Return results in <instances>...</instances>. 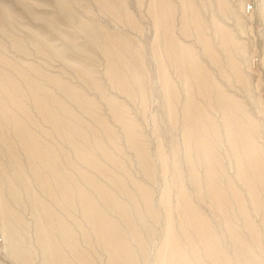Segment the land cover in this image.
<instances>
[{"label":"rangeland","instance_id":"obj_1","mask_svg":"<svg viewBox=\"0 0 264 264\" xmlns=\"http://www.w3.org/2000/svg\"><path fill=\"white\" fill-rule=\"evenodd\" d=\"M0 79V264H264V0H0Z\"/></svg>","mask_w":264,"mask_h":264},{"label":"bare ground","instance_id":"obj_2","mask_svg":"<svg viewBox=\"0 0 264 264\" xmlns=\"http://www.w3.org/2000/svg\"><path fill=\"white\" fill-rule=\"evenodd\" d=\"M1 80V79H0ZM8 81V80H7ZM38 104V103H37ZM40 107L42 108V106L40 105ZM20 132H21V130H20ZM21 135V134H20ZM256 157V156H255ZM255 157L253 158V161H254V159H255ZM259 160V159H258ZM252 160H250V163L251 162H253ZM256 162V161H255ZM259 161H257V163H258ZM260 163V162H259ZM255 163L253 162L252 163V165H251V167L254 165ZM256 166V165H255ZM263 166V165H262ZM259 167H260V164H259ZM256 168V167H255ZM258 170H261V174L263 173L262 172V169H261V167H260V169H258ZM245 178V177H244ZM247 179L248 178H246V181H247ZM262 181H264V178H263V180ZM262 183V182H261ZM264 183V182H263ZM252 188V187H251ZM252 189H254V188H252ZM253 191H255V190H253ZM254 194H255V192H254ZM87 205H89V203L87 204ZM89 207V206H88ZM89 209V208H88ZM89 211H90V209H89ZM88 211V212H89ZM191 214L193 215V216H191V219H192V222L194 223V225L196 226V227H198V228H203V229H206L207 228V225L204 223V222H202V221H199L197 218H196V216H195V213H194V211L193 210H191ZM91 219V218H90ZM104 220V219H103ZM99 221H101V219L99 220ZM97 222V221H96ZM95 222V223H96ZM102 222V221H101ZM100 222V223H101ZM94 223V224H95ZM104 224V223H103ZM102 223L101 224H98L97 223V226H102L103 225ZM112 226V225H111ZM108 226H106L105 227V229L107 228ZM114 227V226H113ZM102 229H103V227H102ZM101 229V227H100V232H101V234L103 235V241H104V243H105V247L107 248V250L110 252V256H111V264H119V261H118V251L119 250H117L116 248V244L113 242V240H114V236H112V235H110V234H112V232H110V231H113V230H111L110 228V231H108V232H110L109 234H107V232H106V230H102ZM108 230V229H107ZM203 231V230H202ZM203 232H205V231H203ZM100 234V235H101ZM113 234H115L114 232H113ZM117 234V233H116ZM117 236H119V235H117ZM116 235H115V239H116V237H117ZM117 238H119V237H117ZM122 238V237H121ZM117 240V239H116ZM115 240V241H116ZM122 241H123V239H122ZM172 241V240H171ZM173 243V242H172ZM121 244H122V242H121ZM175 244H176V242H175ZM118 246V245H117ZM120 246V245H119ZM177 245H173V251H171L172 253H171V255H170V257H168L169 258V264H185L183 261H184V257L182 256V254H181V251H180V249L178 248V246L176 247ZM180 246V245H179ZM121 247V246H120ZM123 248L125 249V247L123 246ZM127 249V248H126ZM128 250V249H127ZM125 251V250H124ZM128 252V254H130L129 253V251H127ZM131 255V254H130Z\"/></svg>","mask_w":264,"mask_h":264},{"label":"built area","instance_id":"obj_3","mask_svg":"<svg viewBox=\"0 0 264 264\" xmlns=\"http://www.w3.org/2000/svg\"><path fill=\"white\" fill-rule=\"evenodd\" d=\"M248 13H252V12H254V7H253V5H251V4H248L247 6H246V9H245ZM1 241H2V239L0 238V243H1Z\"/></svg>","mask_w":264,"mask_h":264}]
</instances>
